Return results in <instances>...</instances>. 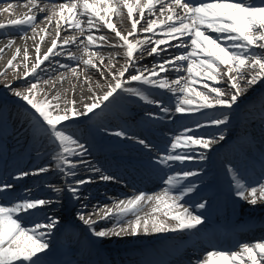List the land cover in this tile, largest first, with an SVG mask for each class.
<instances>
[{
  "label": "bare ground",
  "instance_id": "6f19581e",
  "mask_svg": "<svg viewBox=\"0 0 264 264\" xmlns=\"http://www.w3.org/2000/svg\"><path fill=\"white\" fill-rule=\"evenodd\" d=\"M145 2L146 0H141V4ZM165 2H167V0H165ZM36 3L38 4V7L33 8L32 4H25L24 0H0V24L9 25L13 20L23 19L28 15H36L35 33H33L31 27L27 25L0 29V48L4 49L3 53L0 54V73H3L0 74V107L5 105L4 109L0 108V184L3 179H8V181H6L7 184L14 185L13 188L0 192V204L7 206L23 199H43L50 201V203L43 206V208L39 211L30 210V214L20 213L23 225L29 228L32 227L29 226V224L34 225L37 222L47 223L48 217L55 218L59 221L55 228L51 231L46 229L40 230L45 232L43 239L46 240L50 246L53 243L52 235L59 232L58 227L60 226V222L65 221V219H69L71 216L76 214H83L85 218H89L90 216V218L96 222L91 227H94L97 231L102 229H112L111 224L115 223L116 225L118 224L116 227H119V223L127 216H129L132 220L135 219V216L131 213L119 218L112 216L108 219L100 218L103 214L102 212L96 214L99 209H113L117 201L130 199L140 194V190L133 188L134 192L129 193L124 188L112 187L111 185L103 184V180L100 179V175H109L115 173V171L109 167V169L105 168L99 160H95V163L101 167V170H99V172L93 170L96 168L93 165L94 161L90 159V157H95V154H99L98 156L101 155L98 148L99 144L92 143L94 140L90 134V128L95 127L97 129L98 127L97 132H99V127L104 126V132L107 134L123 132L124 135H116L115 140L126 144L122 147L109 144L108 149H110L112 153L120 152L122 154H129L134 152V147L131 145V141L133 140L132 133L134 132L129 130L126 124L135 123L137 119H141L143 121L144 129H155L156 131H151V133L157 134H161L162 131L167 130V126L164 122L161 123L156 117L159 116V111L157 108L152 106H150V109H147L145 108V105L143 106V104L132 102L134 108H130L134 110L137 109L136 112L133 113L135 116L122 112V109H119L112 103L113 101H118L117 104L120 107L128 104L124 99V95L128 94V92L118 89L108 101H104L100 107L93 109L92 112L84 116L74 117L71 121L65 122L68 124L69 132L73 134L74 138L79 140V143L82 144L84 148L83 150L77 149V152L82 151V155L70 158L73 161L77 160L76 176H67L65 179L66 182L62 180L57 181L56 174L59 173L58 175H61V171L53 169V164L56 162L53 159V156L55 152L58 151L56 144L52 143L46 136L37 131L35 120L31 117V119L29 118L30 120L24 118V116L28 114L25 110H23V108L11 105L7 98L11 100H22L14 94L15 91H26L31 83H36L39 92L43 95L42 98L47 97L49 100H52L53 96H60V109L71 107V104L66 102L74 100L75 108L79 111H83V106L92 102V99L90 98L98 97L107 90V85L113 82L112 75L123 70L128 61L124 55L126 51L125 48L113 47V45L121 42L115 36V33L108 29L103 22H101L97 28H93L92 34L94 37L104 36L107 39L103 42L96 40L95 44L88 46V52L86 53L85 47L88 45V41L86 39V36L88 35L87 31L81 32L78 29L69 28L64 21H60V35L57 37L56 33L58 29L56 22L59 20V17L53 16L51 23L45 19V17H48L58 11V5L64 3V0H36ZM253 3H259V0H255ZM40 8H44L45 10L41 12ZM158 8L159 5H157V10L151 14L147 9H145V15L142 20L138 12H133L132 19L140 20V23L137 25L136 33L129 36L130 42L135 44L139 41H144L146 38H150L151 41L167 39V37L162 34L160 29H155L154 35L151 33H145L142 30L144 27H147V20L156 19L157 21H160L166 18L167 13H165V15H161ZM180 11V9H177V12ZM65 15H67V13H65ZM101 15H103V13H101ZM110 22L115 25L116 29L124 36H128V33L132 32L131 20L127 16V9H123V14L121 16L112 15ZM82 27L87 28L86 18H82ZM203 30L206 35L218 38V42L222 45L228 44L230 46L232 43V41H226L222 34L213 33L207 29ZM42 37L43 39H41ZM9 40L14 41V43H12L11 47H6ZM53 40L57 41L58 47L53 49V52L49 54V58L44 60L43 63L39 65L34 74L25 77L24 72L30 70L32 65L36 62V47L39 46L40 57L42 59L43 54L47 52L49 47H51ZM64 40H74L75 42L64 45L62 43ZM81 41L83 43H81ZM184 43H188V47H175L177 44ZM99 44H102V46L97 48L96 45ZM153 46H155L154 43H146L142 45V47L146 48L147 51H144L143 53H134L135 65L133 67H129L128 72H126L125 76L121 78L122 81H127L129 74H135L137 68L141 70L147 69L144 73L145 75H148L153 70L159 71V64L166 60H170L176 55H180L191 50L190 40L187 35L180 37L179 39L169 40L168 43L160 45L157 49L159 55L148 54ZM17 48L20 49L19 54L16 53ZM25 49H27L28 55V59L26 61L24 60ZM253 51L259 52L262 50L253 48ZM70 53L73 54L76 59H71L69 57ZM93 53L96 54L93 55ZM90 55L97 67L86 66L83 63V60L88 59ZM13 56H16V59L13 61V65L15 67H9L8 61L11 60ZM101 59L103 60V63H101ZM187 63L188 61H177L175 65H165L167 71L160 72L159 76L154 77V79L163 78L171 82L176 80L178 77H183L184 80L181 81L183 84L184 81L189 78L187 73ZM25 64L28 66L27 69L24 67ZM177 68H179V70H177ZM73 69H75V74L72 71ZM220 71L224 72L225 69L222 67ZM243 71L246 76H250L252 74L251 70L248 68L243 69ZM101 72H103V76L101 75ZM232 75H236V73L233 72ZM218 79L219 83L209 80L203 76L196 77L195 82L191 83L190 87L195 88V91H202L205 93H208L211 87H219L225 92L234 91L230 90V82L226 76H221ZM44 81H49V83H44ZM97 82H99V84H97ZM239 83L241 88L245 89V91L238 98V101L240 102L237 101V104L233 105L231 109L217 106L215 108H203L196 110L198 104L194 103L191 106H185L186 108L193 109L191 111H185L183 113H177L174 111L177 114H175V121H173L172 124L185 119L187 125L180 126L184 127V129H192V132L189 133L190 135H194L197 138L212 140L213 142L210 148L214 149H216V145L219 142L223 143L224 141H228L224 139L220 140L219 136L222 134L225 138V136L229 133L233 134L232 129L234 127L232 126L235 122H239V126L242 125V127H244H240L236 131L237 136L243 135V131L248 130L245 125L255 128L254 125L260 124L257 128L259 131L264 132V111L259 110L264 107V78H261L255 85L251 86L247 85L246 81H240ZM205 84L208 85L207 88H205ZM5 85H10V87H6ZM63 87L67 88V92L64 91ZM125 87L137 88L140 91L143 90L142 92L145 95H148L149 99L156 101V103H164L161 107L168 106L169 101L167 98L175 99L173 101L175 103L174 105L184 98V94L179 91L173 93L167 89L143 85L138 82L128 81L125 83ZM173 87H175V85H173ZM190 95L197 102L199 101L200 98L195 96V92L190 93ZM211 95L215 96V93H212ZM224 98L227 99L229 97L226 96ZM241 99H244L247 105L241 103ZM166 100L168 102H166ZM52 103L55 104L57 101H52ZM170 109H172V107H170ZM146 113L152 114L154 117H145L144 114ZM222 114H226L228 116L227 123L220 125L211 123V120L214 118H222ZM104 115L111 118V123L114 124V127L111 124H103L101 117ZM117 116L119 118L122 117L120 118V121ZM195 117H197L196 120ZM125 118L128 121L121 120ZM135 127V124H133V130L136 131L137 128L135 129ZM181 127L174 126V128L177 129V132L171 134L168 139H164L167 141V145L170 146L173 137L184 131ZM181 129L182 131L179 132L178 130ZM142 130L143 129L141 128L140 131ZM257 135H259L258 138L261 139L264 133ZM94 139L97 138L95 137ZM124 140H126V142H124ZM99 143L102 144L100 141ZM207 149L198 145H193L189 148L178 149L177 151L185 153L190 158L195 156L196 152L199 150L204 151ZM88 154H91V156L89 157ZM145 157L151 159L150 156ZM81 160L85 163H78ZM111 163L112 162L109 161L108 164L111 166ZM193 163L194 162H190L188 165L184 164L180 167L176 163H173L172 166L177 168L176 172L180 173L188 171L189 169H194L195 166H198L196 162L194 164ZM41 167L48 168L46 174L39 173L35 176H31L33 175L32 173L37 172V170ZM141 167H143V169H148V167L145 166ZM231 171L232 170H229L228 168H222V174L227 180V187L230 191H232V193H237L238 190L235 188L236 185ZM23 172H28L29 175L21 176L20 174ZM89 178L93 180L92 183H86L82 186H78L79 199L74 198L72 194L65 193L68 183H73L72 181L75 180H87ZM262 179H264V176ZM187 182H189V180ZM261 183V180H258L251 186ZM181 184L172 188L170 194L173 195V192H177V189L182 187ZM187 184L188 183H186V185ZM26 185H30L27 190L23 189ZM41 188L48 190L47 193H49L51 197H46L48 194L41 191ZM54 189H61L62 191L57 192L54 191ZM103 192L106 194L110 193L112 197H103ZM157 194L159 193H154L153 195H148L147 193L146 195L155 196ZM59 200L60 204L56 202ZM238 201L244 202L243 207H241L242 205H239V207L242 208L243 213L255 210L258 207L264 209V200H258L259 204L256 203L255 205H252L248 203L247 200L238 196ZM65 202H67L66 205ZM155 207H157L155 202H142L138 214L142 217L150 214L161 219H167L166 217H163L162 212H153V208ZM54 208L55 210H53ZM178 212L179 211L177 209L174 210V214ZM94 219L98 220L96 221ZM167 222L169 224L175 223L171 220H167ZM66 229H68V227L63 228L59 235H63V237L69 239L68 242L70 240L72 241V245H68L66 249H74V257H77V255L80 256L81 254H87L90 261H92L91 258L93 259L95 256L89 250L96 248V246H92V241L98 243L100 247L110 254L112 253L111 250L114 247L112 246L114 242H124L129 245L130 249V243L132 241H144L155 237L159 238L169 233L149 232L148 234H145L143 231H140L138 235L121 234L120 236L96 237L90 226L86 225L85 233L88 234V236L84 235L86 237H84L83 240H79V232L77 229L71 228L72 230H70V232H65ZM82 233L83 231H81V234ZM59 236L57 237L63 240ZM260 242H264V240L262 239ZM253 243L255 242L251 240L249 244ZM108 249L111 250L109 251ZM68 259L69 258L66 260ZM71 262L75 263V261ZM80 262L81 260L78 259L77 264ZM59 264H62V262H59Z\"/></svg>",
  "mask_w": 264,
  "mask_h": 264
},
{
  "label": "snow or ice",
  "instance_id": "6c2138e0",
  "mask_svg": "<svg viewBox=\"0 0 264 264\" xmlns=\"http://www.w3.org/2000/svg\"><path fill=\"white\" fill-rule=\"evenodd\" d=\"M29 2L33 8L38 7L36 0H29ZM157 5H159L158 11L161 15L167 13L166 18L160 21L149 19L146 21L147 27H144L142 30L145 33L154 35V30L160 29L167 39L151 41L150 38H146L144 41H139L135 44L130 42L129 36L136 33L137 25L140 23V20L132 19L133 12H138L142 20L145 15V9L151 14L157 10ZM123 9H127V16L131 20L132 32L128 33V36L122 35L115 25L110 22L112 15L121 16ZM177 9L181 11L177 12ZM44 10V8H40L41 12ZM53 16L59 17V20L56 22L58 29L56 33L57 37L60 35V21H64L69 28H75L81 32L87 31L88 35L86 39L88 45L85 47L86 53L88 52V46L95 44L96 40L103 42L107 39L104 36L94 37L92 34L93 28H97L103 22L108 29L115 33V36L121 42L113 45V47L125 48L124 55L128 61L123 70L112 75L113 82L107 85V90L98 97L90 98L92 102L85 104L83 111L75 108L74 100L66 102L71 104V107L60 109L59 95L53 96L52 100H49L47 97L40 99V92L36 83H31L26 91H15L14 94L25 101L31 110H34L33 120L36 122L37 131L56 144L58 151L55 152L53 159L57 162L59 171L66 176H76L77 162H74L70 158L82 155V151L77 152V149L83 150L84 146L69 132L68 124L65 122L71 121L74 117L84 116L92 112L93 109L100 107L104 101H108L118 89L139 96L140 99L147 103H156V101L149 99L148 95H145L139 89L125 87V83L128 81L167 89L173 93L176 91L183 93L184 98L175 105V111L183 113L193 110L185 106H191L194 103L198 104L196 110L215 108L217 106L231 109L233 105L237 104L238 98L245 91V89L241 88L240 81H246L247 85L251 86L255 85L261 78H264V0H260L259 4L248 2V0H201L199 3H193L191 0H167V2L165 0H146L143 4H141V0H64V3L58 5V11L45 17V19L51 23ZM82 18L87 19V28L82 27ZM35 22L36 15H28L23 19L11 21L9 25L0 24V29L27 25L35 33ZM203 29L222 34L226 41H232L231 45H222L218 42V38L206 35ZM185 35L190 40V51L164 61L158 65L159 71L153 70L148 75L144 74L147 69L141 70L137 68L135 74H129L127 81H122L121 78L128 72L129 67L135 65L134 53L147 51L142 45L154 43L155 46L151 48L148 54L159 55L157 49L160 45L168 43L169 40L179 39ZM74 42V40H64L62 43L67 45ZM12 43L14 41L9 40L6 47H11ZM81 43L83 42L81 41ZM101 46L102 44L96 45L97 48ZM56 47H58L57 41L53 40L51 47L47 49V52L43 54V58L41 59L40 48L37 46L36 62L30 70L24 72V76L27 77L34 74L39 65L49 58V54ZM175 47H188V43L177 44ZM253 48L262 51L254 52ZM3 51L4 49L0 48V54ZM19 52L20 49L17 48L16 53L19 54ZM95 54L93 53V55ZM69 57L76 59L71 53ZM15 59L16 56H13L8 61L9 67H15L13 65ZM27 59V49H25L24 60L26 61ZM177 61H188L187 73L189 78L183 84L181 83L184 80L183 77H178L171 82L163 78L154 79V77L159 76L160 72L167 71L165 65H175ZM83 63L86 66L97 67L91 55L88 59L83 60ZM101 63H103L102 59ZM24 67L27 69V64ZM222 67L225 69L224 72L220 71ZM245 68L251 70L252 74L250 76L244 74L243 69ZM72 71L75 74V69ZM233 72L236 75H232ZM101 75L103 76V72H101ZM201 76L217 83H219V77L226 76L230 82V90L234 91L225 92L219 87H211L208 93L195 91L194 88L190 87V84L195 82L196 77ZM44 83H49V81H44ZM5 86L10 87V85ZM207 87L208 85L205 84V88ZM193 92H195L196 97L200 98L198 102L190 95ZM212 93H215V96H212ZM226 96L229 98H224ZM52 101H57V103L53 104ZM161 110L165 113L170 111L168 107H162ZM227 121L228 116L222 114V118H214L211 120V123L220 125L227 123ZM191 132L192 129L185 128L183 132L175 135L170 143L169 150L160 156L157 162L160 164H167L169 161L183 162L189 157L185 153L178 152V149L189 148L193 145H198L205 149L211 147L212 140L197 138L194 135H190L189 133ZM115 135L122 136L124 133L116 132ZM219 139L223 140L224 136L221 134ZM138 142L148 147L146 141L143 139H140ZM78 163L85 162L81 160ZM93 170L99 172V169ZM47 171L48 168L41 167L37 172L32 174L36 175ZM20 175L28 176L29 173L23 172ZM194 175H197V173L193 171L169 175L165 180L168 187L164 188L161 193L155 196H147L144 193H140L130 199L117 201L113 209H99L96 213H103L100 217L101 219H108L112 216L119 218L131 213L135 216V219L129 221L127 224L97 231L94 227H91L96 222L90 216L89 218H85L83 214H78L79 219L90 226L96 237L120 236L121 234L138 235L140 231L148 234L149 232H176L194 229L202 223L201 217L193 215L187 207L179 203L183 195L191 192L193 188L191 186L180 187L178 189L180 195L173 196L170 194L171 189L180 185L181 180ZM100 179L107 181L114 180L115 178L101 174ZM233 180L238 190L237 195L247 200L248 203L255 205L258 200H264V183L259 184L258 187L248 186L235 175L233 176ZM90 182V178L78 180L75 182L77 186H70L67 190L74 198L79 199L78 185ZM13 187L14 185L12 184H0V192ZM54 191L59 192L62 190L54 189ZM142 202H155L157 207L153 208V212H162L163 217L167 219H161L150 214L144 217L140 216L138 213ZM48 203L50 201L43 199H23L7 206L0 204V264H18V262L19 264H24V262H29V264H44L39 254L44 253L46 255L49 244L43 239L45 232L40 230L46 229L51 231L59 221L48 217L47 223L37 222L33 227L29 228L23 225L20 213L30 214V210L39 211ZM197 207L204 208L205 205L200 203ZM175 209H180V211L174 214ZM167 220L174 221L175 223L169 224ZM238 248V251H231V253L228 251L209 252L207 253V258L199 262V264H264V242L253 244L242 243Z\"/></svg>",
  "mask_w": 264,
  "mask_h": 264
},
{
  "label": "rangeland",
  "instance_id": "374dc122",
  "mask_svg": "<svg viewBox=\"0 0 264 264\" xmlns=\"http://www.w3.org/2000/svg\"><path fill=\"white\" fill-rule=\"evenodd\" d=\"M114 43V42H113ZM49 80H51V79H49ZM52 81V80H51ZM97 84H99V82H97ZM23 89H25V88H23ZM63 89H64V91H66L67 92V88L66 87H63ZM195 89V88H194ZM42 97H43V95H42V93L40 92V96H39V98L40 99H42ZM7 100L8 101H10V99L9 98H7ZM19 101H22V102H24L23 100H19ZM239 102V101H238ZM161 118V117H160ZM159 118V119H160ZM92 130V129H91ZM103 135H105V134H103ZM88 159V158H87ZM74 162H77V160H74ZM56 163V162H55ZM53 164V169H57V170H59L58 168H57V163L56 164ZM76 173H77V171H76ZM40 174H46V172H44V173H40ZM59 174V173H58ZM58 174H56V179H57V181H59V180H65L66 179V175L64 174V173H62L61 172V175H58ZM51 181H56V180H51ZM92 181L93 180H91V182L90 183H92ZM73 183H70V185L72 186L73 184H74V182H76V181H72Z\"/></svg>",
  "mask_w": 264,
  "mask_h": 264
}]
</instances>
